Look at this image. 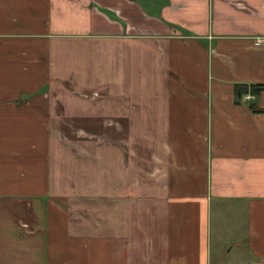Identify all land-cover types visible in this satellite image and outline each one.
<instances>
[{
  "label": "crops",
  "instance_id": "crops-1",
  "mask_svg": "<svg viewBox=\"0 0 264 264\" xmlns=\"http://www.w3.org/2000/svg\"><path fill=\"white\" fill-rule=\"evenodd\" d=\"M258 39L264 0H0V264H264Z\"/></svg>",
  "mask_w": 264,
  "mask_h": 264
},
{
  "label": "rangeland",
  "instance_id": "rangeland-1",
  "mask_svg": "<svg viewBox=\"0 0 264 264\" xmlns=\"http://www.w3.org/2000/svg\"><path fill=\"white\" fill-rule=\"evenodd\" d=\"M73 135H71V133L68 131V130H66V129H63L62 131H61V141H62V144L65 146V147H67V149L69 148L68 147V143H69V140L71 139V138H74L75 136H76V134L75 133H72ZM74 136V137H73ZM79 138H85V137H90V136H86L85 134H81V132H79ZM90 138H92V139H97L96 137H90Z\"/></svg>",
  "mask_w": 264,
  "mask_h": 264
},
{
  "label": "trees",
  "instance_id": "trees-1",
  "mask_svg": "<svg viewBox=\"0 0 264 264\" xmlns=\"http://www.w3.org/2000/svg\"><path fill=\"white\" fill-rule=\"evenodd\" d=\"M247 92H251L253 95H257L260 93L262 90H264V85L262 84H257V85H252L250 88L246 87Z\"/></svg>",
  "mask_w": 264,
  "mask_h": 264
},
{
  "label": "built area",
  "instance_id": "built-area-1",
  "mask_svg": "<svg viewBox=\"0 0 264 264\" xmlns=\"http://www.w3.org/2000/svg\"><path fill=\"white\" fill-rule=\"evenodd\" d=\"M263 43H264L263 40L258 39L257 42H256V45H257V46H260V45H263ZM255 98H256L255 95H253L251 92H249L248 94H245V95L243 96V100H244V101H247V102H251V101H253Z\"/></svg>",
  "mask_w": 264,
  "mask_h": 264
}]
</instances>
